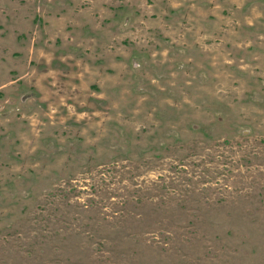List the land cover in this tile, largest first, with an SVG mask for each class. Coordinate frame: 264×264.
<instances>
[{
	"label": "rangeland",
	"instance_id": "rangeland-1",
	"mask_svg": "<svg viewBox=\"0 0 264 264\" xmlns=\"http://www.w3.org/2000/svg\"><path fill=\"white\" fill-rule=\"evenodd\" d=\"M224 1L0 0V264H264V0Z\"/></svg>",
	"mask_w": 264,
	"mask_h": 264
},
{
	"label": "crops",
	"instance_id": "crops-1",
	"mask_svg": "<svg viewBox=\"0 0 264 264\" xmlns=\"http://www.w3.org/2000/svg\"><path fill=\"white\" fill-rule=\"evenodd\" d=\"M218 2L220 1H223V6L225 7V4H224V0H217ZM226 1H228V3H233V1L234 0H226ZM215 1H213V3H214ZM214 6H208L207 8H208V10L211 12V14H214L213 12H212V8H213ZM232 10H234L235 11V9H236V7H232L231 8ZM216 15V14H215ZM218 16V15H217ZM244 22V21H243ZM256 22H259V21H256Z\"/></svg>",
	"mask_w": 264,
	"mask_h": 264
}]
</instances>
